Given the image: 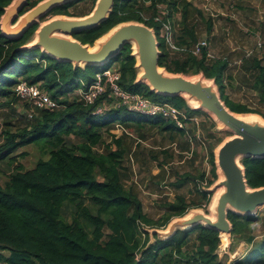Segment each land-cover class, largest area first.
I'll list each match as a JSON object with an SVG mask.
<instances>
[{"label": "trees", "instance_id": "trees-1", "mask_svg": "<svg viewBox=\"0 0 264 264\" xmlns=\"http://www.w3.org/2000/svg\"><path fill=\"white\" fill-rule=\"evenodd\" d=\"M11 1L0 0V15ZM39 1L28 0L21 13ZM80 1L53 7L40 18V22L58 14H88L96 0H92L93 5L88 11L72 14L70 8ZM158 2L174 9L180 6L181 28L175 36V43L181 50L173 49L163 36L162 40L159 39L164 23L170 21V14L156 19ZM193 9L189 0H153L150 6L142 0H114V8L106 20L75 33L73 37L83 44L93 45L120 22H143L154 28L161 51L160 67L185 75L202 71L206 78H215L221 98L231 111L258 112L246 104L230 101L225 95L226 59H209L206 47L202 48L200 56L192 53V48L200 40L195 27L187 20ZM145 11L150 13L148 17L144 15ZM40 22L17 38H9L0 32V98L6 99L3 103L10 105L21 101L14 92L20 81L39 83L54 98L62 96L58 98L59 107L36 109L31 119L24 112V126L12 130L11 124H6L9 127L3 131L0 161L8 157V163L15 166L8 180L0 185V261L5 264H226L218 254L221 236L215 229L198 224L188 230L177 229L169 238L155 235L154 242L150 244L146 229L167 226L173 217L183 216L191 208L210 202L212 192L207 188L218 178L214 157L216 144L208 147V174L204 171L194 177L182 174L172 183L176 188L190 180H194L196 186L205 185L195 188L196 198L188 201L184 195L176 194L173 201L166 203L164 214L153 219L144 213L137 192L124 183L126 149L122 136L110 130L118 125L124 130L132 128L144 137L143 131L149 128L167 133L172 141L188 135V141L184 142L181 150H190L189 139L196 138V124L191 121L186 127H180L173 119L141 115L125 107L94 112L105 99L107 103L111 101L109 87L92 104H85L78 95L72 99L67 95L75 88L89 85L96 73L114 66L120 74L118 82L123 88L185 109L190 115L207 113L191 108L181 95H158L146 83L136 82L139 70L131 44H126L121 53L108 63L84 67L57 61L39 48H21L32 39ZM212 27L213 23L206 21L207 33L212 32ZM242 67L250 71L251 87L264 104V64L261 58H253L252 62L245 60ZM3 103L0 100V107ZM23 107L30 106L24 102ZM105 133L111 136L112 142L106 143L104 150L99 151L97 147L103 143ZM71 135L80 141H70ZM30 143L41 148L47 157L38 159L33 167L23 169L11 153ZM241 162L249 186H264V158L244 157ZM159 165L162 167L161 163ZM229 220L232 224L231 249L233 242L239 241L250 247L232 264H264V237L255 240L253 234L256 219L229 212ZM2 251H7V254Z\"/></svg>", "mask_w": 264, "mask_h": 264}, {"label": "rangeland", "instance_id": "rangeland-1", "mask_svg": "<svg viewBox=\"0 0 264 264\" xmlns=\"http://www.w3.org/2000/svg\"><path fill=\"white\" fill-rule=\"evenodd\" d=\"M189 1L196 10L190 11L187 20L195 27L199 39L206 38L209 41L208 58L226 59L228 61L224 72L225 95L230 101L246 104L248 108L258 111L242 112L238 113V115L246 117L256 116L261 121H264V104L259 100L256 90L251 87L250 71L241 67L242 62L245 60L252 62L253 58H258L259 55L264 54L262 39L257 40L255 38L258 13L262 16L261 24H264V0ZM144 4L150 6L151 3L144 2ZM92 5V0H82L76 6L71 7L70 10L72 14H79L88 11ZM157 8L160 17L170 14V23L175 30V36H177L181 28L182 19L180 6L174 9L171 5L158 2ZM237 12L241 14L239 24L234 25V14ZM149 14L146 11L144 13L146 17ZM208 20L213 23L212 34L207 33L206 21ZM234 29L239 34L237 40H235ZM159 39L162 40V32L159 35ZM257 45H261L258 48L259 50ZM179 55L183 56V53H179ZM261 60L262 64H264V57ZM200 74H202L201 71L197 74H186V76L194 77L200 76ZM80 89L82 88L78 87L70 91L67 97L72 99L74 95H78ZM218 93L220 94V87H218ZM0 100L3 103L6 99L0 98ZM23 103V101H15L10 105L3 103L4 105L0 107V144L4 141L3 131L6 127H9L6 124H11L12 130H16L17 127L26 124ZM188 103L192 105L191 102L188 101ZM207 114L200 113L196 115L199 123L194 125L196 138L189 139L190 150H181V146H185L184 142L188 141V135H186L187 138H177L172 141L167 133L162 134L149 128H145L143 131L144 137H140L138 132L132 128L124 130L118 125L110 130L111 133L122 136V143L126 149L122 175L124 183L127 187H132L137 192L138 197L142 201L143 211L149 217L153 219L160 218L166 210V203L173 201L176 194H182L188 201H191L196 198L195 188H203L205 186L202 184L196 186L194 180L187 181L180 188H176L172 183L182 174H189L193 177L203 171L208 174L210 169L207 154L209 145L216 144L215 152L218 145L232 135V132L223 127L211 114ZM220 139L222 141L217 143ZM103 140V143L97 147L99 151L104 150L106 143L112 142V138L108 133L104 134ZM70 141L78 142L80 139L71 135ZM11 154L16 156L17 163L22 164L23 169L33 167L38 159L47 157V154L41 148L31 143L17 148ZM159 163L162 164V167ZM14 166L15 164L11 165L8 163V157L0 161V185H4L8 180ZM211 192L212 195L208 204L190 209L182 217L187 216L194 209H200L210 214V207L216 190ZM251 216L256 219L253 222V234L255 240H259L264 237V207L258 208L257 212ZM176 217H173V219ZM169 225L157 229L163 233L169 230ZM148 230L149 242H153L155 235L150 233L152 228H148ZM227 239L228 244H226ZM231 243L232 239L230 236L228 238L225 236L221 237L218 254L220 259L226 264H232L233 260L246 253L250 248L244 241H239L237 243L233 242V249H231ZM6 252L4 251L5 255L7 254Z\"/></svg>", "mask_w": 264, "mask_h": 264}, {"label": "water", "instance_id": "water-1", "mask_svg": "<svg viewBox=\"0 0 264 264\" xmlns=\"http://www.w3.org/2000/svg\"><path fill=\"white\" fill-rule=\"evenodd\" d=\"M71 1L73 0H40L21 13L28 0H12L0 15V32L9 38H17L40 22V18L53 7ZM113 8L114 0H96L88 14L54 15L40 22L32 40L21 48H39L57 61L84 67L108 63L121 53L126 44H131L136 67L140 70L136 82L146 83L158 95H181L187 101H194L196 106L191 103V108L211 114L231 131L232 135L223 140L214 152L218 178L207 189H219L220 193L213 208V217L200 209H194L185 217L172 218L167 224H170L168 231L162 233L157 228H152L150 232L151 235L165 239L177 229L188 230L202 224L217 230L221 237L224 234L228 238L232 230L229 212L251 216L258 208L264 207V186H249L241 162L244 157L264 158V121L259 118L245 120L238 117V113L231 111L218 93L215 78H206L202 71L200 76L192 79L183 73L168 72L160 67L158 60L161 51L154 28L143 22H120L98 38L95 45L83 44L73 37L75 33L95 27L106 20ZM147 231L149 232L148 228Z\"/></svg>", "mask_w": 264, "mask_h": 264}, {"label": "built area", "instance_id": "built-area-1", "mask_svg": "<svg viewBox=\"0 0 264 264\" xmlns=\"http://www.w3.org/2000/svg\"><path fill=\"white\" fill-rule=\"evenodd\" d=\"M143 1L148 4L153 2V0ZM156 5H158V3ZM156 19H160V16L158 15ZM174 31L173 25L168 21L164 23L162 36L173 49L181 50L175 43ZM208 46L209 42L207 39H200L192 48V53L200 56L202 48H208ZM207 56H209V53H207ZM111 68L112 67H109L96 73L95 79L78 92L81 101L85 104H92L97 97L103 94L107 90V87H109L108 96L112 97L111 101L107 103L105 99L101 106L98 105L95 108L94 112L100 113L114 107H125L128 111L133 113L146 116L161 115L165 119H173L180 127H186L187 123L191 121L195 124L199 123L196 114L190 115L185 109H178L169 103L155 101L140 93L123 88L118 82L120 76L119 72L115 68ZM14 92L18 99L27 102L30 106L29 108H25V114L29 119L34 117L36 109H54L59 107L58 98L62 97L59 96L54 98L47 90L40 87L39 83H30L27 81H20L15 86ZM0 264L5 263L0 261Z\"/></svg>", "mask_w": 264, "mask_h": 264}, {"label": "crops", "instance_id": "crops-1", "mask_svg": "<svg viewBox=\"0 0 264 264\" xmlns=\"http://www.w3.org/2000/svg\"><path fill=\"white\" fill-rule=\"evenodd\" d=\"M259 15H258V17H256V21H257V26H256V31H255V38L257 39V40H261L262 39V42L264 43V24H261V20H262V16L260 15V13H258ZM235 15V18H234V25L236 24V25H238L239 24V19H240V15L241 14H239L238 12L237 13H235L234 14ZM81 16V15H80ZM238 30V29H237ZM234 31H235V29H234ZM212 34V33H211ZM237 34H238V32L236 33V31H235V40H237L238 38H239V34H238V36H237ZM256 40V41H257ZM209 42V41H208ZM259 42V41H258ZM262 45V44H261ZM260 45V46H261ZM260 46H258L257 45V49L260 47ZM259 50V49H258ZM264 57V54H262V55H259L258 56V58H263ZM241 67H242V65H241ZM243 68V67H242ZM2 253H4V251H2ZM7 253V252H6Z\"/></svg>", "mask_w": 264, "mask_h": 264}, {"label": "bare ground", "instance_id": "bare-ground-1", "mask_svg": "<svg viewBox=\"0 0 264 264\" xmlns=\"http://www.w3.org/2000/svg\"><path fill=\"white\" fill-rule=\"evenodd\" d=\"M194 77H192V79H193ZM189 102H191L192 104H193V106H196V103L194 102V101H192V100H189ZM238 117H240V118H242V119H245V120H252V119H254V118H257L256 116H248V117H246V116H240V115H237ZM220 193V190L218 189V190H216V194H215V196H214V199H213V202H212V205H211V207H210V214H209V216H211V217H213V215H212V213H213V208H214V206H215V203H216V198H217V195ZM223 236H225L224 234H222ZM226 238H227V236H225Z\"/></svg>", "mask_w": 264, "mask_h": 264}]
</instances>
